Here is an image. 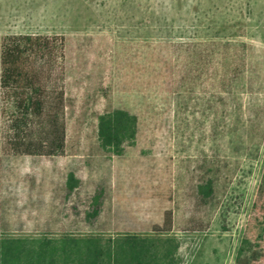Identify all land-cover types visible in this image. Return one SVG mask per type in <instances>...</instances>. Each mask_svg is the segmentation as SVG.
Wrapping results in <instances>:
<instances>
[{"label": "trees", "instance_id": "16d2710c", "mask_svg": "<svg viewBox=\"0 0 264 264\" xmlns=\"http://www.w3.org/2000/svg\"><path fill=\"white\" fill-rule=\"evenodd\" d=\"M246 48L227 41L152 46L131 64L122 91L162 96L167 106L154 126L164 133L172 99L186 89L207 83L235 99L249 88L264 93V55L250 57ZM67 65L62 36L2 39L8 163L0 157V264H182L180 242L168 234L209 227L238 166L215 152L176 158L151 173H129L122 157L126 146H136L139 117L115 109L99 80H83L73 89ZM86 148L117 156L113 183L95 185L82 210L72 204L75 218L67 222L64 210L79 182L73 171L45 165L69 152L83 156ZM81 227L98 234L73 231ZM235 264H264V168Z\"/></svg>", "mask_w": 264, "mask_h": 264}, {"label": "rangeland", "instance_id": "374dc122", "mask_svg": "<svg viewBox=\"0 0 264 264\" xmlns=\"http://www.w3.org/2000/svg\"><path fill=\"white\" fill-rule=\"evenodd\" d=\"M13 34L64 37L72 88L99 80L110 90L115 109L139 117L136 146H126L122 157L129 173H151L176 158L215 152L238 166L209 227L168 234L180 242L182 264H235L264 168V93L249 88L235 99L207 83L186 89L172 99L170 124L160 133L154 118H160L166 101L158 94L123 92L122 84L131 64L158 44L227 41L247 47L250 57L263 56L264 0H0V46ZM5 116L0 94V157L7 165ZM85 150L83 156L69 152L45 165L73 171L79 182L64 210L67 222L75 218L72 204L82 210L95 185L113 183L117 156ZM73 231L98 234L84 227Z\"/></svg>", "mask_w": 264, "mask_h": 264}]
</instances>
